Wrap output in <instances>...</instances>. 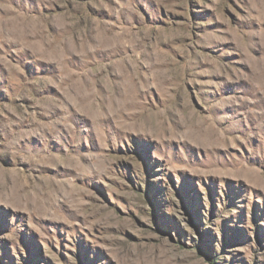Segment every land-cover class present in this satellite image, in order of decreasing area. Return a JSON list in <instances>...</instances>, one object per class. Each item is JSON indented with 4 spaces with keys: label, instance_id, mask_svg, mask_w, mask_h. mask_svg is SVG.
<instances>
[{
    "label": "rangeland",
    "instance_id": "obj_1",
    "mask_svg": "<svg viewBox=\"0 0 264 264\" xmlns=\"http://www.w3.org/2000/svg\"><path fill=\"white\" fill-rule=\"evenodd\" d=\"M0 264H264V0H0Z\"/></svg>",
    "mask_w": 264,
    "mask_h": 264
},
{
    "label": "trees",
    "instance_id": "obj_2",
    "mask_svg": "<svg viewBox=\"0 0 264 264\" xmlns=\"http://www.w3.org/2000/svg\"><path fill=\"white\" fill-rule=\"evenodd\" d=\"M214 261V260H213Z\"/></svg>",
    "mask_w": 264,
    "mask_h": 264
}]
</instances>
